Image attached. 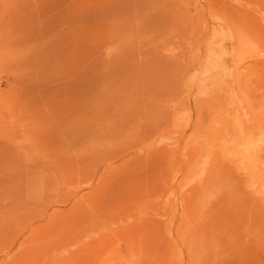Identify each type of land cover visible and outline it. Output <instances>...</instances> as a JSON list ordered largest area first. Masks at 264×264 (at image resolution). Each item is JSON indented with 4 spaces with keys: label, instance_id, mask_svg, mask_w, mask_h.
I'll return each instance as SVG.
<instances>
[{
    "label": "rangeland",
    "instance_id": "1",
    "mask_svg": "<svg viewBox=\"0 0 264 264\" xmlns=\"http://www.w3.org/2000/svg\"><path fill=\"white\" fill-rule=\"evenodd\" d=\"M0 264H264V0H0Z\"/></svg>",
    "mask_w": 264,
    "mask_h": 264
}]
</instances>
